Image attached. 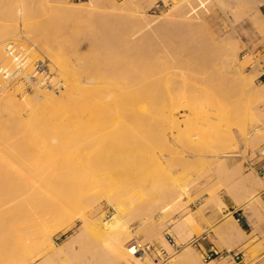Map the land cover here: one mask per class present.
I'll list each match as a JSON object with an SVG mask.
<instances>
[{"label":"rangeland","instance_id":"374dc122","mask_svg":"<svg viewBox=\"0 0 264 264\" xmlns=\"http://www.w3.org/2000/svg\"><path fill=\"white\" fill-rule=\"evenodd\" d=\"M127 2L0 0V28L15 24L18 29H31L44 23L45 34L52 39L65 26L80 36L89 32L91 35L95 27L106 31L119 27L124 37L136 33L135 43L141 47L137 60L134 57L128 63L127 59L125 75L113 76L115 83L110 85L113 92L121 91L125 84L136 88L126 99L127 108L97 119L117 118L123 123L114 124L117 127L111 129V134L110 130L106 132L108 136L105 133L100 148L97 146L101 140L92 142L90 151L84 150L81 157L89 158L87 164L94 180L90 191L91 220L95 222L101 215L105 219L119 215L126 227V240L121 236L123 243L117 246L110 237L100 238V229L93 223L86 227L77 213L71 218L57 216L44 224L52 227L51 240L35 246L24 264H205L195 247L198 241L192 243L202 231L188 230L187 218L207 211L225 214L231 204L235 210L250 214L253 226L264 221V161L255 157L264 146V4L258 7L257 14L248 0H142L144 18L151 21L150 26L143 19L147 26L142 20L141 24L131 19L135 13ZM72 6H79V10L72 14ZM178 9L188 13L189 23L187 19H183L184 23L178 21L182 20ZM250 17L260 23L253 25ZM167 18L169 21H164ZM203 19L207 24H202ZM148 40L149 44L144 43ZM21 41L25 43L22 39L16 43ZM40 41L43 40L35 43L42 44ZM53 46L59 48L61 44ZM58 48L53 51L66 52ZM29 54L26 53L29 64L39 58L31 54L35 57L32 60ZM236 57L241 61L239 66L232 61ZM42 60L49 64L46 57L42 56ZM1 64L4 63L0 61ZM50 69L53 78L57 77ZM38 76L42 75L37 74L33 80L38 81ZM59 78L56 80L61 83ZM101 79H95L91 88ZM14 81L4 84L5 91L22 99L27 84ZM45 81L48 86L54 85L52 77ZM15 84L23 88L18 91ZM62 86L52 92L60 95L65 91ZM191 95L195 97L187 100ZM78 116L69 114L67 118L74 123ZM252 192L256 199L241 205ZM165 204L167 211L162 212L160 207ZM205 222L212 229L217 221ZM226 232L240 234L231 224ZM166 233L177 247L168 243ZM163 239L169 249L163 246ZM144 244L153 250L137 253L135 247ZM185 246L190 247L189 252L183 251ZM159 249L166 251L162 258L156 257ZM261 249L264 251V247ZM255 251L250 255L247 251V264L258 260ZM0 256V262L7 258V263L14 257L1 249ZM227 260L221 259L220 264H228Z\"/></svg>","mask_w":264,"mask_h":264},{"label":"bare ground","instance_id":"6f19581e","mask_svg":"<svg viewBox=\"0 0 264 264\" xmlns=\"http://www.w3.org/2000/svg\"><path fill=\"white\" fill-rule=\"evenodd\" d=\"M141 2L142 0H128L127 3L135 13L131 19H137L142 24L143 19L147 20V17L144 18L146 9L141 7ZM248 2L255 6L257 14L259 13L258 7L264 4V0H248ZM175 6L181 7V5ZM78 8L79 6H72L69 11L73 14ZM186 13L180 11L178 15L182 17V20L178 21L187 19L188 13ZM21 20L23 21V18ZM162 20L160 21L162 24L164 21H169L168 18ZM258 21L256 17L249 18V22L253 25L256 22L258 25ZM143 22L145 23V20ZM147 23L151 26V21ZM202 24L205 25L207 22L204 20ZM46 25L40 23L34 28L30 27L31 29H18L14 24L0 28V61L4 63L0 66L8 72L14 68L9 48L15 47L19 52L25 54L24 65L27 64L28 67L22 70V74L14 81L22 85L27 84L25 87H28V90L24 91L22 99H17L15 94H10L11 92H7L8 90L5 91L4 84L12 83L11 79L0 83V249L14 255L10 263H7L8 259L5 258L0 264H24L25 257L33 251L35 246L40 247L42 244H48L51 240L49 231L52 227L44 224L47 220L57 216L71 218L77 213L79 214L78 218L84 222L86 227H90L93 223L94 227L100 229L98 231L100 238L110 237L114 240L113 242L117 243V246L123 243L121 236L126 240L123 235L126 232V227L119 215H113L109 219L102 218L101 215L95 222L91 220L93 216H90V191L94 189V180L90 174V166L87 164L90 162L89 158H86L89 160L87 162L81 157L83 151L90 148V144L94 145L92 142L101 140L98 141L100 145L97 146L100 148L102 137L106 134L108 136L109 130L111 134L113 132L111 129L114 130V127L116 129L117 126L114 124L123 123L121 121L123 119L117 118L102 121L97 119L106 117L113 111L127 108L126 99L136 91V88L131 87L132 85L130 88L129 84H125L119 92H113L110 88V85L115 83L113 76L125 75V63L128 61L130 63L134 57L137 60V56L140 54L141 47L135 43L137 41L136 33L127 31L129 35L124 37L119 27L110 31L95 27L93 32L91 30V35L89 32V34L80 36L70 29L67 30L65 26L62 27L63 31L59 35L51 39L49 35H46ZM185 26L184 24L183 27ZM160 27L162 28V26ZM19 39L25 40L26 44L22 41V43H16V40ZM38 39H42L43 41L39 43H43L36 44L35 41ZM52 42L61 44V46L59 48L56 47L57 45L53 46ZM144 43L149 44V40ZM28 44L29 46H27ZM9 45L11 46L9 47ZM52 47L55 50L58 48L66 52L59 54L58 51H53ZM129 50L132 53L126 54V51ZM26 53L37 54L39 58L35 60L43 61L42 56H44L49 61L47 65L51 67H49L47 75L39 74L42 76H38L40 80L37 77L38 81L33 80L38 73H33V63L29 64L31 60H28L30 58ZM31 54L29 55L31 56ZM127 55L132 58H127ZM31 57L32 60L35 58ZM232 61L237 66L241 64L237 57ZM50 68L54 69L55 76L58 75L61 78V83L56 80L58 76L53 78L52 74L54 73ZM142 74L145 75V72ZM49 77L53 79V86H48L45 81ZM98 77L102 78L101 82L91 88V83ZM147 77L149 76L147 75ZM16 84L17 90L20 91L23 86ZM60 85L65 87V91L60 95H55L52 90L58 89ZM47 87L50 89H46ZM95 91H99L97 95H94ZM193 97L195 96L191 95L187 100ZM69 114H79L81 118L78 116V121L75 120L76 122L71 123L68 120ZM2 116L7 118L1 119ZM64 118L68 123L64 121ZM76 139H78L77 143ZM153 145L152 147H154ZM125 150L123 148V151ZM141 167L143 166L141 165ZM255 192H252L241 205L249 203L251 199H256ZM167 208V204L160 207L162 212L167 211ZM41 225H44L42 231ZM225 226L227 229L228 224L226 223ZM236 229L240 234L244 233L240 227H236ZM127 236L129 237V235ZM108 242L110 244V239ZM162 243L164 247L168 248L166 240L163 239ZM189 248V246H185L183 251L187 252ZM209 263L210 261L207 264Z\"/></svg>","mask_w":264,"mask_h":264},{"label":"crops","instance_id":"0c3cea01","mask_svg":"<svg viewBox=\"0 0 264 264\" xmlns=\"http://www.w3.org/2000/svg\"><path fill=\"white\" fill-rule=\"evenodd\" d=\"M224 215L222 218L221 216ZM250 214H244L235 210L233 205L228 204V211L225 214H216L212 211H207L204 214H195L187 218L189 223V229L192 233L202 231V235L199 237L196 250L203 256L206 255L211 249H216L221 252L228 251L229 254L223 258H212L209 261L214 260V264H220L221 259L229 258L226 263L231 264H247L245 261L246 256L250 252L256 250L255 257L258 260L254 264H264V221L252 225V219H249ZM205 221H217L212 229H209ZM231 224L232 226L240 227L243 234L234 233V235H228L226 232L225 224ZM185 231L184 234H186ZM240 253L241 261L237 262L233 259L232 254ZM248 255V256H249ZM207 261L205 264H207Z\"/></svg>","mask_w":264,"mask_h":264},{"label":"built area","instance_id":"2783aa9c","mask_svg":"<svg viewBox=\"0 0 264 264\" xmlns=\"http://www.w3.org/2000/svg\"><path fill=\"white\" fill-rule=\"evenodd\" d=\"M11 45H9L10 47ZM9 52H10V57L13 59V63H14V68L8 72V70L4 69L2 66H0V83L2 81H5L7 79H11L12 81L17 80L19 78V76L22 74V70H25L27 67V64L24 65L26 57L25 54H22L21 52H19L15 47H10L9 48ZM33 68V73H38V74H46L49 71L48 65L46 63V61H41V60H35L33 62L32 65ZM46 85V84H45ZM255 157L259 158V160L264 161V146L260 147L258 149V151L255 154ZM167 236V241L171 246H175L177 247L178 245H176V243L174 242L172 236L169 233H166ZM199 238L193 239L192 243H196L198 241ZM135 247V246H134ZM137 250V253H145L150 251V249L153 250V247L151 245L148 244H144L142 246H136L135 247ZM229 254L228 251L225 252H221L218 251L216 249H211L206 255L202 256V261L204 263H206L207 261H209L212 258H223L226 257ZM166 255V251L164 249H159V254H156L157 258H162L163 256ZM233 259L237 262L241 261V256L240 253H234L232 254Z\"/></svg>","mask_w":264,"mask_h":264}]
</instances>
